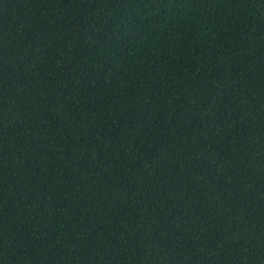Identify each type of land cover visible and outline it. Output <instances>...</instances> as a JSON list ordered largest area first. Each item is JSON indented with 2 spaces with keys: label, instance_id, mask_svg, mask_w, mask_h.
Segmentation results:
<instances>
[{
  "label": "trees",
  "instance_id": "trees-1",
  "mask_svg": "<svg viewBox=\"0 0 264 264\" xmlns=\"http://www.w3.org/2000/svg\"><path fill=\"white\" fill-rule=\"evenodd\" d=\"M0 264H264V0H0Z\"/></svg>",
  "mask_w": 264,
  "mask_h": 264
}]
</instances>
